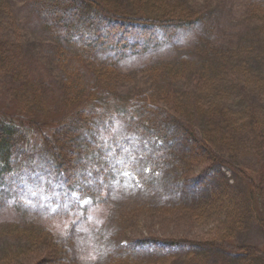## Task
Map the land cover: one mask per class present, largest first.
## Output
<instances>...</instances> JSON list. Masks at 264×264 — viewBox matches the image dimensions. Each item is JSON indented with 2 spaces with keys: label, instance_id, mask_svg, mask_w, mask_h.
<instances>
[{
  "label": "rangeland",
  "instance_id": "374dc122",
  "mask_svg": "<svg viewBox=\"0 0 264 264\" xmlns=\"http://www.w3.org/2000/svg\"><path fill=\"white\" fill-rule=\"evenodd\" d=\"M8 1L20 26L19 48L16 51L12 48L8 58L24 59L30 72L28 79H34L40 91L33 99L32 92H29V102L14 97L6 78L7 64H0V109L25 118L39 116L49 123L67 119L70 111L61 103L57 70L49 67V51L54 47L53 40L43 31L37 14L25 0ZM169 1L202 16V22L193 28L173 33L169 39H163L160 46L145 53L130 51L122 58H116L114 54H102L99 60L104 64L115 65L123 73H135L144 65L174 62L183 56L192 57L193 54L207 52L211 57V72L216 73L215 69L222 66L221 53L225 57L223 61L232 58L237 63L244 57L241 56L242 51L252 47L264 57V24L257 21L259 12L256 8L260 6L264 9V0ZM119 3L127 13L148 14L133 0H121ZM3 19L8 21L7 18ZM252 67L264 71V62ZM220 80L221 77H218L211 89V98H218L214 102L216 109H221L216 115L197 114L196 109L183 114V120L193 129L211 134L214 152L224 162L221 168L217 167L215 173H211L204 185L193 184L192 178L188 177L198 176L202 168L191 170L187 178L183 176L179 167L182 165L184 168L186 164L177 157H186L184 145H179L175 158L173 153H159L160 144L154 145L127 134L122 124L115 121L113 128L102 122L88 128L80 138V142L85 141L83 144L87 145L85 152L75 155V161L84 164L81 173L88 180L98 176L103 178V185L98 182L92 184L97 195L86 197L78 193L73 195L71 191L61 193L63 187L56 186L43 167L45 149L41 147V138L36 134L26 135L29 145L25 144L24 148L29 152L39 150L36 156L41 158L34 166L30 161L19 158L23 161L21 170L26 169L20 176L19 186L13 189V196L7 197L6 205L0 207V258L13 246L25 249L23 252L27 257L21 258L25 264L46 259L41 244L32 245L22 234L5 233L21 228L32 234L50 232L54 240L62 243L72 264H110L118 257L133 259L138 261L137 264H165L161 257L165 252L162 243L179 239L197 243L221 236V223L225 218L220 214V204L212 202L213 198H217L212 195L214 189L220 190V200L225 196L229 200L240 201L247 208L244 226L231 238L227 247L218 250L168 249V253L174 257L168 264H188L187 260H194L193 264H246L244 259L238 261L237 258H230V251L235 247H249L264 252V231L253 209L258 203L254 198L252 200L251 187L247 183L249 176L257 178L263 173L264 146L245 122L243 113L248 105H252L257 113L264 115V95L255 87L242 88L244 86L241 84ZM132 83V86L116 84L124 94V99L136 90L139 95L151 91L150 86L144 85L146 82L141 84L139 81L138 85L137 78ZM183 88L187 89L188 84L183 83ZM221 117L227 123H231L230 118L236 120L237 124L231 126V132L225 128ZM242 117L241 123H238ZM260 118L264 122V116ZM45 133L50 134L54 142L58 141L57 128L49 127ZM218 133L222 142L216 140L219 139ZM227 139L229 143L224 142ZM61 147L66 151L68 149L64 145ZM97 150H101L105 158L113 163V168L98 173L96 164L91 162ZM72 153L75 152L71 148L69 155ZM176 163L175 167L173 164ZM86 165L90 166L86 168ZM239 171H246L247 176L243 178L238 174ZM89 172L91 178L87 175ZM125 172L128 175H124ZM207 184H211V191ZM28 189L36 195H32ZM84 200L90 202H80ZM210 200L211 206H208ZM42 241L43 238L39 242ZM32 248L35 249L31 251ZM247 264H264V259L261 256L249 263L247 261Z\"/></svg>",
  "mask_w": 264,
  "mask_h": 264
},
{
  "label": "trees",
  "instance_id": "16d2710c",
  "mask_svg": "<svg viewBox=\"0 0 264 264\" xmlns=\"http://www.w3.org/2000/svg\"><path fill=\"white\" fill-rule=\"evenodd\" d=\"M120 1L25 0L28 7L37 14L43 31L53 40L54 47L49 51V67L57 70L61 103L70 114L67 119L49 123L47 119L39 116L25 118L0 109V207L6 205V198L13 196V189L19 186L20 176L26 169L21 170L23 161H30L32 166L39 163L38 159L41 157L36 156L39 150L29 152L24 148L25 144L29 145L26 135L30 134L41 138V147L45 149L42 166L47 169L49 179L56 186L63 187L61 193L71 191L86 197H94L98 192L92 184L87 183L88 179L81 173L84 171V164L79 161L77 163L75 155L85 152L87 145L83 144L85 141L80 142L82 134L99 122L113 128L115 121H118L127 134L135 135L154 145L160 144L158 152L173 153L174 158L179 145H184L188 155L185 154V158L180 155L177 157L186 164L184 168L182 165L179 167L183 176L187 178L191 170L202 168L198 176H188L192 178L193 184H206L211 173H215V169L224 164L214 152L215 145L211 144V134L199 133L193 129L183 120V114L192 112V109H196L197 114L209 115L221 110L216 109L214 104L218 98H211V89L217 83L218 77H221L219 82L241 84L244 86L242 88L255 87L264 95V71L252 67L254 64L263 63L264 57L252 47L242 51L241 56L244 57L237 63L232 58L223 61L225 57L221 53L222 66H218L216 73H213L210 66L211 57L209 58L207 52H203L193 54L192 57L183 56L174 62L144 65L139 72L123 73L113 64H104L99 57L102 54H114L116 58H122L130 51L140 50V53H145L153 50L173 33L193 28L202 22V16L186 11L187 9L178 3L174 4L169 0H133L148 14H131L121 7ZM256 8L259 12L257 21L264 24V9L260 6ZM14 17L10 1L0 0V64H7L6 78L9 80L12 95L21 101L29 102V92H32L33 99L40 88L36 87L34 79H28L30 72L24 64V59L8 58L12 48L16 51L20 43V26ZM262 34L264 35L263 32ZM136 78L138 85L140 81L141 84L146 82L144 85L150 86V93L139 95L136 90L124 99L119 85L132 86ZM183 83L188 84L187 89L183 88ZM243 113L245 122L251 126L264 146V122L260 118L264 115L257 113L252 105H248ZM221 119L229 132L232 130L231 126L237 124L236 120L231 118V123L224 122L223 117ZM241 119L243 117L238 123H241ZM49 127L58 129L57 142H54L50 134L45 133ZM217 136L219 139L216 140L222 142L219 133ZM224 142L230 141L227 139ZM63 145L68 147L67 151L61 147ZM71 148L75 153L69 155ZM94 149L96 150L95 145ZM97 151L93 153L91 162L96 164L99 173L112 167L113 163L105 158L101 150ZM20 157L23 161H20ZM173 165L176 167L177 163ZM89 166L86 165V168ZM238 174L243 178L247 176L246 171H239ZM247 180L253 194L252 200L254 198L258 203V209L253 206L254 215L264 231V165L262 174L257 178L254 175L249 176ZM207 185L211 191V184ZM219 193V189H214L212 195L217 198H213L212 202L220 204V214L225 218L221 223V236L197 243L183 239L166 241L162 243L165 252L161 256L165 264L174 258L168 253V249L182 247L190 251L218 250L227 247L231 238L244 226L247 208L245 209L240 201L229 200L225 196L220 200ZM208 206H211V200ZM5 233L22 234L32 245L41 244L44 247L46 259L38 260L34 264H72L70 257L64 252L62 243L54 240L50 232L32 234L18 228ZM41 238L43 241L39 242ZM23 250L25 249L12 246L0 258V264H25L21 260L27 257ZM261 256L264 259V252L249 247H235L230 251V258H237L238 261L244 259L246 264L247 261L249 263ZM187 261L188 264L194 263V260ZM111 262L138 263L123 257Z\"/></svg>",
  "mask_w": 264,
  "mask_h": 264
},
{
  "label": "snow or ice",
  "instance_id": "6c2138e0",
  "mask_svg": "<svg viewBox=\"0 0 264 264\" xmlns=\"http://www.w3.org/2000/svg\"><path fill=\"white\" fill-rule=\"evenodd\" d=\"M125 151H127V149H125ZM99 171V170H98ZM88 177H90L91 178V173L89 172L88 174ZM124 175H128V173H124ZM99 183L100 185H103V183H104V180H103V178L101 177V176H98V177H96L95 179H89L88 181H87V183H89V184H93V183ZM22 191H23V189H22ZM28 191L29 192H31V194L32 195H36V193L35 192H32L31 191V189H28ZM67 194V193H66ZM73 195H75V193H73ZM81 203H89L90 201H88V200H84V201H80ZM52 211H55V209H52Z\"/></svg>",
  "mask_w": 264,
  "mask_h": 264
}]
</instances>
